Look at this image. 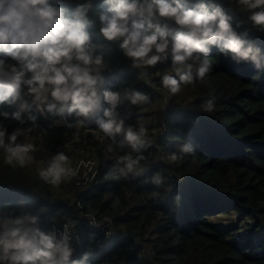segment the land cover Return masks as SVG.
I'll return each mask as SVG.
<instances>
[{
  "label": "trees",
  "instance_id": "16d2710c",
  "mask_svg": "<svg viewBox=\"0 0 264 264\" xmlns=\"http://www.w3.org/2000/svg\"><path fill=\"white\" fill-rule=\"evenodd\" d=\"M196 2L191 0V5ZM216 2L233 17L237 34L248 31L246 46L260 47L259 71L251 63L237 65L213 48L207 57L213 71L205 82L169 96L157 90L158 83L152 88L139 80V70L129 66L118 44L109 46L90 28L93 42L103 45L110 64L105 87L121 93L136 89L150 96L151 102L139 111L127 101L118 108L126 125L136 126L138 116H154L157 134L150 137L152 146L142 149L146 159L124 177L118 171L124 165H117L116 158L128 153L135 158L137 153L127 145L120 147L122 135L113 143L94 123L76 126L74 115L66 117L72 127L50 115L37 114L36 124L26 126L0 117L9 133L16 127L32 129L18 142L49 149L76 140L78 134L80 141L67 153L72 167L81 160L82 156L73 158L83 141V152L94 154L89 182L74 177L52 189L40 180L37 167L11 168L0 150V217L10 207H23L42 211V229L67 224L79 237L73 240V259L89 253L83 264H264V33L252 28L248 13L236 10L234 3ZM95 7L106 10L101 0ZM237 22H242L239 28ZM168 64H158L152 72L162 73ZM208 100L213 102L212 112L204 111ZM184 143L191 153H179ZM173 152L182 159L170 162ZM232 214L246 222L244 233L227 230ZM255 232L259 238H253Z\"/></svg>",
  "mask_w": 264,
  "mask_h": 264
},
{
  "label": "clouds",
  "instance_id": "9594fccd",
  "mask_svg": "<svg viewBox=\"0 0 264 264\" xmlns=\"http://www.w3.org/2000/svg\"><path fill=\"white\" fill-rule=\"evenodd\" d=\"M106 10L95 7L96 0H0V117L26 126L35 125L39 116H75V125L92 123L103 135L120 147L137 153L118 156L119 173L127 177L146 157L142 149L151 147L149 129L138 116L137 125H126L118 112L123 101L138 111L151 102L150 96L136 89L123 93L105 87L107 53L93 42L95 35L109 46L117 43L131 68L139 70L138 79L149 87L166 90L176 96L187 85L205 82L213 71L207 57L215 48L237 65L251 63L261 69V49L247 43L248 31L237 34L233 17L216 0H101ZM236 10L247 12V22L264 33V0H229ZM242 22L236 23V28ZM201 57L204 62L201 63ZM170 61L162 73L152 72L158 64ZM158 77V81H157ZM106 105V106H105ZM9 111L8 109H13ZM204 111H213L208 100ZM102 113V115H100ZM27 114V115H24ZM129 115L131 113L129 112ZM32 131L16 127L10 133L0 121V150L4 163L25 168L35 163L32 153L37 145L18 142ZM78 140V134H77ZM193 151L188 143L179 146L180 154ZM170 153L175 163L182 155ZM37 174L52 189L71 181L78 168L70 157L58 152L39 167ZM160 183V178H154ZM19 213V214H17ZM41 210L35 213L10 207L0 217V264H83L73 259L75 247L67 224L62 231L41 228Z\"/></svg>",
  "mask_w": 264,
  "mask_h": 264
},
{
  "label": "built area",
  "instance_id": "2783aa9c",
  "mask_svg": "<svg viewBox=\"0 0 264 264\" xmlns=\"http://www.w3.org/2000/svg\"><path fill=\"white\" fill-rule=\"evenodd\" d=\"M78 141H80L79 138L78 140L76 139L72 142H66L62 145H58L50 149L43 145H37V151L35 153H32L36 161L35 163H33V165L37 167H45L46 162L51 158V156L55 155L58 152H64L67 155V153L71 150L73 143H76ZM93 166V162L89 164H84L83 161L76 162L73 165V168H78V174L76 176L77 179L84 183L89 182L94 175ZM7 213L8 212H5V215ZM72 226L73 224H71L70 227Z\"/></svg>",
  "mask_w": 264,
  "mask_h": 264
},
{
  "label": "rangeland",
  "instance_id": "374dc122",
  "mask_svg": "<svg viewBox=\"0 0 264 264\" xmlns=\"http://www.w3.org/2000/svg\"><path fill=\"white\" fill-rule=\"evenodd\" d=\"M160 109H161V105L158 103L157 104V107L155 108V110H157V113L158 112H160ZM142 123H144V126L146 127V128H148L149 129V132H148V136H149V138L151 137V135L152 134H157L156 132H155V124H156V122H155V118H154V116L153 115H151L150 117H147V118H143V120H142ZM152 125H154V126H152ZM156 127H157V129H159V126L158 125H156ZM162 130H163V128H162ZM94 136V135H93ZM96 137V136H95ZM85 146H87V143H85L84 141L82 142V144H81V147L80 148H78V153L76 154V156H75V158H73V159H76L77 158V156H82L81 157V160H79V161H83V163L84 164H89V163H92V157L94 156V154H93V152H91V151H88V152H83V150H82V148L83 147H85ZM86 150V149H85ZM91 150V149H90ZM108 151L106 152V155H107V157H108ZM78 161V162H79ZM31 166H33V167H37V166H35V165H33V164H31ZM37 168H39V167H37ZM226 220V219H225ZM238 221H239V225H238ZM226 225H227V230L229 231V232H234V231H236L238 234H240V233H244V231H245V229H246V222L243 220V219H240V218H238L237 216H234L233 214H232V218L229 220V221H227L226 220ZM238 226H240V229H239V231H237V230H235V227H238ZM56 230H57V232H58V235H59V232L60 231H62V229L57 225V227L55 228ZM236 232H234V233H236ZM258 234H256V232L253 234V238H257L258 236H257ZM259 238V237H258Z\"/></svg>",
  "mask_w": 264,
  "mask_h": 264
}]
</instances>
